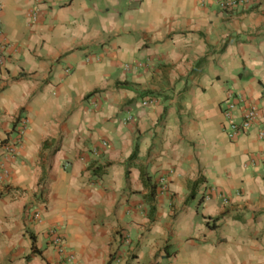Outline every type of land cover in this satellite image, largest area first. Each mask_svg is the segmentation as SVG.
Returning <instances> with one entry per match:
<instances>
[{
	"label": "crops",
	"instance_id": "1",
	"mask_svg": "<svg viewBox=\"0 0 264 264\" xmlns=\"http://www.w3.org/2000/svg\"><path fill=\"white\" fill-rule=\"evenodd\" d=\"M0 5L13 44L0 157L27 123L0 181V264H264V169L252 161L264 155V0H45L36 21L34 0ZM231 91L260 108L234 140ZM147 95L155 106H141Z\"/></svg>",
	"mask_w": 264,
	"mask_h": 264
},
{
	"label": "built area",
	"instance_id": "2",
	"mask_svg": "<svg viewBox=\"0 0 264 264\" xmlns=\"http://www.w3.org/2000/svg\"><path fill=\"white\" fill-rule=\"evenodd\" d=\"M45 0H34V6L30 11V17L33 21H36L40 14V6ZM220 7L223 10H234L238 7H246L253 2H261L263 0H217ZM1 10V5H0ZM13 44L4 35L1 28L0 21V51L5 54L12 48ZM1 60V58H0ZM142 63H138V67H141ZM130 65H126L128 69ZM69 71V70H67ZM158 98L153 95H147L141 99V106L144 108L152 107L157 104ZM225 122L223 125L224 131L229 137V139H237L239 136L247 133L260 119V108L256 103H253L246 99L243 94L238 92H229L226 104L223 110ZM134 115L129 114L124 121H133ZM27 130V123L25 120H20L19 125L16 129V138L8 141L2 146V153L0 157V181L4 182L10 178L11 171L9 160L16 159L20 148L23 145L24 135ZM259 136L264 137V130L260 131ZM106 146L107 142H103ZM254 164L260 165L264 169V155L255 157L253 160ZM205 199H210V195L205 196ZM226 201V199H225ZM33 219L36 222H41L43 220L42 213L37 210L33 214ZM48 233L51 237V243L53 247L57 250L59 257L64 261V263H76V255L74 252L70 251L65 243L64 235L55 226L48 228Z\"/></svg>",
	"mask_w": 264,
	"mask_h": 264
},
{
	"label": "trees",
	"instance_id": "3",
	"mask_svg": "<svg viewBox=\"0 0 264 264\" xmlns=\"http://www.w3.org/2000/svg\"><path fill=\"white\" fill-rule=\"evenodd\" d=\"M90 168L92 170V174L95 176H100L103 173V169H101V167H97V166L95 167L94 165H91ZM141 175H142L144 186L149 188V190H150L149 200L152 199V201H153V197H154V194L157 192L158 186L156 184L150 183L149 176L144 171H141Z\"/></svg>",
	"mask_w": 264,
	"mask_h": 264
},
{
	"label": "rangeland",
	"instance_id": "4",
	"mask_svg": "<svg viewBox=\"0 0 264 264\" xmlns=\"http://www.w3.org/2000/svg\"><path fill=\"white\" fill-rule=\"evenodd\" d=\"M0 58H1V60H0V66H2L3 63H4V61L6 60V54H4V53H2L0 51ZM33 249H34L33 252L38 250V248H36L35 246H33Z\"/></svg>",
	"mask_w": 264,
	"mask_h": 264
}]
</instances>
